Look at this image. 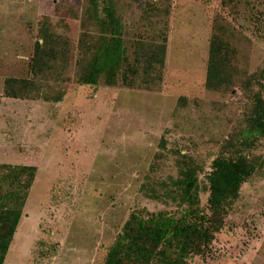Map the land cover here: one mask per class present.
I'll return each instance as SVG.
<instances>
[{"label":"rangeland","instance_id":"1","mask_svg":"<svg viewBox=\"0 0 264 264\" xmlns=\"http://www.w3.org/2000/svg\"><path fill=\"white\" fill-rule=\"evenodd\" d=\"M54 4L63 6L59 16ZM83 5L0 0V164L36 168L4 264H103L131 211L177 216L166 189L177 177L178 153L208 171L240 124L247 103L241 82L259 76L264 84V0H112L131 64L136 42L166 45L154 78L133 65L115 85L77 81L80 34L94 43L100 32L90 13L83 17ZM42 26L64 41L58 65L42 78L64 96L6 97L4 78L29 77ZM213 34L233 50L234 84L220 91L204 83ZM252 152L262 156L259 171L189 264H264V141ZM206 197L202 191V207Z\"/></svg>","mask_w":264,"mask_h":264},{"label":"trees","instance_id":"2","mask_svg":"<svg viewBox=\"0 0 264 264\" xmlns=\"http://www.w3.org/2000/svg\"><path fill=\"white\" fill-rule=\"evenodd\" d=\"M62 7L54 4L53 15L59 16L57 10ZM83 9V17L90 13L99 24L100 32L94 43H88L87 33L80 34L82 59L79 63L83 65L77 76L80 85H97L100 80L106 85H115L120 75L124 77L126 72H132L133 65L149 79L155 77L153 70L161 69L165 61L164 39L160 43L136 42L131 64L121 37L123 25L113 11L112 0H84ZM68 15L74 19L75 14ZM81 27L85 25L82 23ZM45 29L42 26L33 43L29 77L4 78L6 97L59 102L64 96L62 91L52 93V84L43 83L42 78L62 58L60 49L64 42ZM232 58L233 50L227 41L213 34L208 50L206 89L220 91L233 86ZM240 86L247 100L240 124L231 138L221 144L208 171L203 172L189 156L177 155V177L170 181L166 194L179 214L131 211L108 248L103 264H189V258L203 255L209 248L238 200L241 186L259 171L262 162V156L252 150L259 141H264V84L259 76L245 77ZM35 174L34 166L0 164V264H4ZM202 191L207 194L205 207L201 206Z\"/></svg>","mask_w":264,"mask_h":264}]
</instances>
